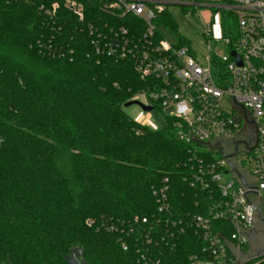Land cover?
<instances>
[{"label": "trees", "instance_id": "16d2710c", "mask_svg": "<svg viewBox=\"0 0 264 264\" xmlns=\"http://www.w3.org/2000/svg\"><path fill=\"white\" fill-rule=\"evenodd\" d=\"M55 1L64 2L0 0V264H67L74 248L87 264H141L134 239L124 251L120 233L102 221L157 212L153 189L164 178L174 212L193 204L180 189L189 146L176 137L171 116L154 129L127 112L146 84L132 59L96 54L87 28L111 17L83 0L84 21L62 5L51 24L40 6ZM162 16L157 24L188 44L171 13ZM226 23L225 34L237 31L235 19ZM120 24L144 28L130 15ZM44 37L53 51L42 47ZM190 253L174 259L185 264Z\"/></svg>", "mask_w": 264, "mask_h": 264}, {"label": "built area", "instance_id": "2783aa9c", "mask_svg": "<svg viewBox=\"0 0 264 264\" xmlns=\"http://www.w3.org/2000/svg\"><path fill=\"white\" fill-rule=\"evenodd\" d=\"M94 1L111 18L89 21L93 50L116 60L132 59L146 84L133 100L143 96L144 104L170 110L166 115L175 119L176 137L190 153L181 169V193L194 202L174 212L171 179L164 178L153 189L157 212L128 222L103 220L102 228L120 233L124 251L134 239L141 264H177L174 256L181 251L191 252L185 264L263 263L264 252L256 248L249 254L246 248L264 234V0ZM168 4L193 6L190 14L198 10L209 45L205 62L188 46L165 37L168 30L157 21L169 11ZM62 5L85 20L83 0H64L40 6L48 23L56 25ZM224 10L235 17V35L223 32ZM127 15L144 28L121 25ZM50 41L44 37L42 47L53 51ZM212 41H223L228 53H216ZM187 236L193 242L185 246Z\"/></svg>", "mask_w": 264, "mask_h": 264}, {"label": "rangeland", "instance_id": "374dc122", "mask_svg": "<svg viewBox=\"0 0 264 264\" xmlns=\"http://www.w3.org/2000/svg\"><path fill=\"white\" fill-rule=\"evenodd\" d=\"M186 1V0H182ZM169 12L173 16L176 25L178 26V32L181 36L186 37L189 40L188 44H185L189 48L191 47L192 53L201 61L205 62L208 53H209V45L204 35V25L200 17L196 15L198 10H196L193 14L189 12H193L195 8L190 5H180V4H168L167 5ZM201 9L206 10V7H202ZM204 17L206 18L205 13L203 12ZM223 18L226 21V24H233V20L235 17L229 14L228 11H223ZM165 32L164 35L167 39L172 41L179 42V37L176 33H173L168 27L164 26L162 23L158 24ZM167 29V30H166ZM235 31L233 35L236 33V28L232 27ZM220 35V30L217 28L215 30ZM218 35V36H219ZM211 46L214 51L218 54H227V46L222 42H211ZM139 101L147 102L145 97L137 96ZM127 112L136 120L143 122L149 125L151 128L160 129L164 128L168 125V119L166 114H169V111H164L162 108L156 107L151 111H145L141 106L133 104L131 106L126 107ZM199 148H204L203 146H199ZM252 246L257 249H261L263 247L261 236L256 240H253ZM249 250V247L246 248ZM257 261V260H256Z\"/></svg>", "mask_w": 264, "mask_h": 264}, {"label": "water", "instance_id": "95a60500", "mask_svg": "<svg viewBox=\"0 0 264 264\" xmlns=\"http://www.w3.org/2000/svg\"><path fill=\"white\" fill-rule=\"evenodd\" d=\"M234 54V52H233ZM133 104L139 105L142 107L143 110L145 111H151L154 109V106L152 105H146L143 102L139 101V100H131L129 102H127L124 106L128 107L131 106ZM225 157H228L227 155H225ZM260 220L262 222H264V219L262 218V216L260 215ZM64 260L67 264H87L86 260H85V253L83 251L82 248H74L70 251V255L68 256H64Z\"/></svg>", "mask_w": 264, "mask_h": 264}, {"label": "flooded vegetation", "instance_id": "af4514ba", "mask_svg": "<svg viewBox=\"0 0 264 264\" xmlns=\"http://www.w3.org/2000/svg\"><path fill=\"white\" fill-rule=\"evenodd\" d=\"M248 131H249V138L251 139V140H253V133H254V131H255V125H254V122H253V120H251L249 123H248ZM264 226H261V230H262V228H263ZM264 230V229H263ZM260 237V236H259ZM259 237H257V238H259ZM257 238H254L253 240H256ZM261 239H262V243H263V247L260 249L262 252H264V234L262 235L261 234ZM252 240V241H253ZM251 241V242H252ZM259 249V248H258Z\"/></svg>", "mask_w": 264, "mask_h": 264}, {"label": "crops", "instance_id": "0c3cea01", "mask_svg": "<svg viewBox=\"0 0 264 264\" xmlns=\"http://www.w3.org/2000/svg\"><path fill=\"white\" fill-rule=\"evenodd\" d=\"M217 28H219V26H216V30ZM218 34V32H216ZM191 48V47H190ZM143 123V122H142ZM145 124V123H144ZM147 125V124H146ZM149 126V125H148ZM256 249V247L252 246V243L250 244L249 250H247V253H252V251H254Z\"/></svg>", "mask_w": 264, "mask_h": 264}]
</instances>
